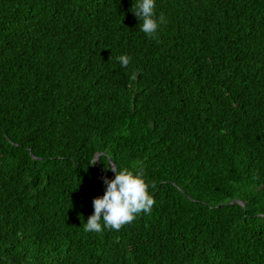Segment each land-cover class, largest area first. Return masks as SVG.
I'll list each match as a JSON object with an SVG mask.
<instances>
[{
    "label": "trees",
    "instance_id": "trees-1",
    "mask_svg": "<svg viewBox=\"0 0 264 264\" xmlns=\"http://www.w3.org/2000/svg\"><path fill=\"white\" fill-rule=\"evenodd\" d=\"M135 2L0 0V264H264V0ZM109 160L154 203L86 232Z\"/></svg>",
    "mask_w": 264,
    "mask_h": 264
},
{
    "label": "clouds",
    "instance_id": "clouds-1",
    "mask_svg": "<svg viewBox=\"0 0 264 264\" xmlns=\"http://www.w3.org/2000/svg\"><path fill=\"white\" fill-rule=\"evenodd\" d=\"M156 0H136L132 14L139 21V31L147 37H155L161 24L166 23L165 17L155 12ZM119 63L127 67L132 57L121 55ZM99 153L93 161H100ZM110 171L114 177H103L105 190L102 196L92 200L93 212L84 223V231L101 232L104 229L118 231L123 225L131 223L141 212L148 213L154 203L149 194V184L141 171H133L127 167L118 168L115 161L109 160Z\"/></svg>",
    "mask_w": 264,
    "mask_h": 264
},
{
    "label": "water",
    "instance_id": "water-1",
    "mask_svg": "<svg viewBox=\"0 0 264 264\" xmlns=\"http://www.w3.org/2000/svg\"><path fill=\"white\" fill-rule=\"evenodd\" d=\"M97 161V160H96ZM239 204H241L242 205V203L241 202H239V201H237ZM233 203V202H232Z\"/></svg>",
    "mask_w": 264,
    "mask_h": 264
}]
</instances>
